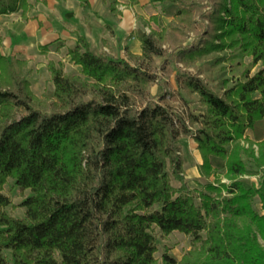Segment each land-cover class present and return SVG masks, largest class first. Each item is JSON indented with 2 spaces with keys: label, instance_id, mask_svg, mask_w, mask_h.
<instances>
[{
  "label": "trees",
  "instance_id": "16d2710c",
  "mask_svg": "<svg viewBox=\"0 0 264 264\" xmlns=\"http://www.w3.org/2000/svg\"><path fill=\"white\" fill-rule=\"evenodd\" d=\"M32 7L0 0V14L21 9L27 17ZM163 13L173 22L156 13L150 18L159 28L135 30L137 63L78 34L68 53L85 77L49 60L54 89L45 98L1 51L0 34V264H264V173L258 185L244 176L264 166V66L222 92L199 67L188 69L226 46L252 55V63L264 60V0H170ZM53 44L64 41L39 47ZM157 56L169 74L176 65L177 86L154 100ZM182 89L197 96L200 113L188 108ZM190 123L198 125L201 174L219 180L222 172L229 183L209 182L198 194L184 182L172 185L171 175L183 180L179 138L192 132ZM9 177L30 190L22 217L5 209ZM154 226L191 235L192 247L180 259L165 251L160 260Z\"/></svg>",
  "mask_w": 264,
  "mask_h": 264
},
{
  "label": "rangeland",
  "instance_id": "374dc122",
  "mask_svg": "<svg viewBox=\"0 0 264 264\" xmlns=\"http://www.w3.org/2000/svg\"><path fill=\"white\" fill-rule=\"evenodd\" d=\"M79 0H46L37 1L29 0L32 8L28 11L27 17L22 15L21 9L0 14V34L3 36V44L1 51L13 59L17 60L18 67L23 74L30 80V88L40 98L49 97L54 89V83L51 76V71L48 67L49 60H62L64 62V70L67 73L77 74L82 77L85 75L81 72V66L72 60L68 53V48L75 45L79 32L73 33L68 31L66 38L60 36L62 27L83 26L81 25L83 13L80 10L83 8L94 10L98 7V11L91 13V16H97L102 21L95 25V35L92 38L90 45L98 51L106 52L114 57H124L130 62L137 63L142 52L140 40L134 35L137 28H144L147 31L151 27L159 28L158 24L150 18L152 14L158 13L161 15L162 23H172L173 17L163 13V8L170 0H90V5H82L79 8ZM93 4H92V3ZM72 8H77L79 19L71 22L68 12H73ZM74 9V12H76ZM73 12V14H74ZM49 13V14H47ZM88 13V12H87ZM48 16V27H41L37 24L39 16L45 18ZM96 21V20H95ZM205 25V22H204ZM103 30V31H101ZM66 32V31H65ZM70 32V33H69ZM73 33V37L69 36ZM69 33V34H68ZM104 34V35H101ZM59 35V36H58ZM84 35V34H83ZM63 39L64 44L56 49L55 44L51 45L50 50L44 52L39 44L54 40L55 37ZM86 36V35H85ZM56 37V38H57ZM87 37V36H86ZM88 38V37H87ZM194 34L188 37L186 42L192 41ZM165 46L167 44H164ZM238 49L226 46L223 49H215L210 54L205 56L203 60L196 62V66H189L188 69L195 72L199 67L201 75L219 92H222L225 87L235 84L238 80L244 78L246 70L249 74L256 73L264 66V60L260 59L256 63H252L253 57L250 54H234ZM162 57H155L152 63V69L157 73L155 81L149 88L150 96L157 100V94L164 89L170 88V85L176 87L174 74L165 72L160 63ZM177 66L187 68L182 62H178ZM226 78V79H225ZM91 79V78H90ZM226 81V82H225ZM170 84L167 85V83ZM182 94L188 101V108L196 113L202 111V104L197 99L196 95L189 94L185 89H182ZM173 101V100H172ZM178 105V112L181 113L186 109L180 101H173ZM188 122V121H187ZM189 123V122H188ZM191 133L181 134L179 138L180 155L183 159V180L171 175V183L176 188L182 187V183L188 187L194 194L200 189H205L209 182L219 184L220 182L229 183L231 179L225 173L210 174L209 176L202 175L200 172V164L202 163V155L197 147L193 133L198 125L190 123ZM248 135L253 137V132L248 129ZM260 171L254 174H244L257 185L264 173V166L259 168ZM3 192L11 198V204L5 207L7 212L15 217H22L25 214V206L22 205V200L30 193L29 189H21L13 177H9L4 184ZM225 193V191H224ZM226 194V193H225ZM254 206L262 211L258 197L254 199ZM153 233L156 237L157 251L156 256L161 260L163 252L168 251L179 259L192 247V236L180 230H173L169 233H164L157 226H154ZM205 235V231L202 232ZM262 241V239H260ZM5 254L10 258L11 251L5 249Z\"/></svg>",
  "mask_w": 264,
  "mask_h": 264
},
{
  "label": "crops",
  "instance_id": "0c3cea01",
  "mask_svg": "<svg viewBox=\"0 0 264 264\" xmlns=\"http://www.w3.org/2000/svg\"><path fill=\"white\" fill-rule=\"evenodd\" d=\"M77 3H78L79 8H80L82 5L80 4L79 1ZM74 9L75 8H72L73 12H74ZM94 10L95 11H98V7L95 8V6H94ZM75 11L76 12H74V14H73V12L71 14V11L68 12V14H69V20L71 22H73L75 20L77 22V19H79V17H78L79 15H77V13H78L77 12V8L75 9ZM80 12L83 13V15H82V21H81V25L83 24V26H78V25L74 26V24H73L72 27H67V25H65L66 27H64V26L62 27V29L60 30V34L59 35L60 36L62 35V38H66V34H67L68 31H73L74 34L77 33V32H79L81 34L86 35L88 37V39L90 40V42H92V38L95 35V31L94 30H96L94 27H95L96 24H98L100 21H102V19H100L99 17L95 16V14H94V16H91V13L93 12V10L91 8H88V10H85V9L82 8L80 10ZM47 14H49V13H47ZM47 21H48V16L47 15L45 16V18H43L42 16H39L38 19H37V24H38V26L41 25V27H45L46 28V27L49 26V24L47 23ZM101 31H103V30H101ZM73 33L71 32V34L69 36L70 37L71 36L73 37ZM101 35H104V34H101ZM47 42H49V41H47Z\"/></svg>",
  "mask_w": 264,
  "mask_h": 264
}]
</instances>
